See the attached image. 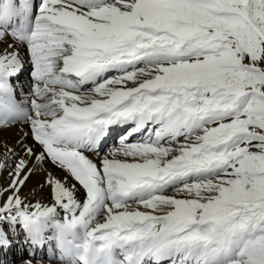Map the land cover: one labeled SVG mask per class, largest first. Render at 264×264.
<instances>
[{"label": "snow or ice", "instance_id": "1", "mask_svg": "<svg viewBox=\"0 0 264 264\" xmlns=\"http://www.w3.org/2000/svg\"><path fill=\"white\" fill-rule=\"evenodd\" d=\"M9 35L0 264H264V0H0Z\"/></svg>", "mask_w": 264, "mask_h": 264}, {"label": "bare ground", "instance_id": "2", "mask_svg": "<svg viewBox=\"0 0 264 264\" xmlns=\"http://www.w3.org/2000/svg\"><path fill=\"white\" fill-rule=\"evenodd\" d=\"M9 43H12V38L10 35L5 37L4 42L0 43V50H2ZM21 55L23 56L22 52ZM21 132L27 133L28 126L16 124L11 129H7L3 132H0V155L3 156V152H4L3 144L7 143L9 147H12L15 145L18 137L23 139L24 142L27 143L29 146L32 145V140L30 138L20 136ZM45 167L48 170L54 172L56 175H63V173L58 172L50 163L46 164ZM43 179L44 177L42 174L40 173L35 174L24 186L22 190V196L25 198L26 202L33 204L36 202L47 204L49 198L48 191L47 189H45L43 192H41L39 188V184L43 181ZM7 182H8V172L7 170H5L3 174H0V186H6ZM33 190H34V194H33ZM14 264H20V260L15 261Z\"/></svg>", "mask_w": 264, "mask_h": 264}, {"label": "rangeland", "instance_id": "3", "mask_svg": "<svg viewBox=\"0 0 264 264\" xmlns=\"http://www.w3.org/2000/svg\"><path fill=\"white\" fill-rule=\"evenodd\" d=\"M2 159H3V156H2V155H0V161H2Z\"/></svg>", "mask_w": 264, "mask_h": 264}]
</instances>
